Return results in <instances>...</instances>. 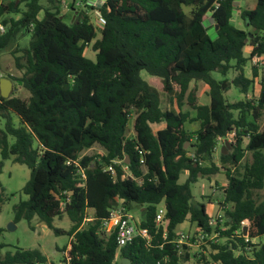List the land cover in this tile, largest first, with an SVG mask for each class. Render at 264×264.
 Segmentation results:
<instances>
[{"label":"trees","instance_id":"16d2710c","mask_svg":"<svg viewBox=\"0 0 264 264\" xmlns=\"http://www.w3.org/2000/svg\"><path fill=\"white\" fill-rule=\"evenodd\" d=\"M238 1L105 0L98 35L84 13L65 23L59 2L44 8L39 0H20L22 11L15 1L0 0L6 28L0 51L22 31L32 38L27 48L10 53L21 76L9 75L13 92L0 94V174L7 160L30 170L22 188L28 198L14 205V222L37 218L56 236L71 237L63 264H118L122 258L129 264H184L189 256L176 244L184 222L195 224L196 233L219 234L221 242L208 243L210 261L204 264H264V244L254 243L264 235V199L255 194L264 188V80L252 94L258 72L253 68L251 78L244 72L253 57L264 55V0L252 9L238 8ZM236 11L246 30L235 26ZM90 45L94 60L85 56ZM231 71L236 75L229 83L245 96L237 102L225 97L228 81L212 76ZM142 72L162 80L177 110H162L158 90ZM199 81L208 86L207 105L190 89ZM18 87L30 96H17ZM161 122L165 128L154 133L150 125ZM195 123L198 129H186ZM218 138L229 140L232 150L219 152L217 164ZM95 145L104 152L81 155ZM220 172L227 179L220 189L222 228L219 219L211 224L204 204L192 202L191 192L200 177ZM183 173L187 178L180 183ZM5 200L0 184V211ZM161 203L165 229L155 224ZM131 204L144 208L139 226L151 239L137 237L119 248L105 223L113 208L129 214ZM63 215L72 223L69 230L53 225ZM5 247L0 243V264H53L37 249L2 254Z\"/></svg>","mask_w":264,"mask_h":264},{"label":"rangeland","instance_id":"374dc122","mask_svg":"<svg viewBox=\"0 0 264 264\" xmlns=\"http://www.w3.org/2000/svg\"><path fill=\"white\" fill-rule=\"evenodd\" d=\"M15 1L17 3V6L20 4V0H3L4 3H9ZM59 2V9L60 13L63 14V20L67 24H71V11L70 10H63V5L66 4L69 8H72L74 10H78L79 6L78 4H81L84 2V0H39V3L44 8H52L53 2ZM240 3L241 8H251L255 4L256 0H240L238 1ZM55 3V4H56ZM58 5V3H57ZM25 4H20V10L24 11ZM10 14H6L4 17H9ZM13 17H18L17 14H11ZM1 19V18H0ZM1 21V20H0ZM93 23L95 24V27L97 29L98 35L100 33V27L99 24H97V19H92ZM235 26L239 29L246 30V26L243 23V21L239 18V15H237L234 18ZM31 34L26 33L25 31H22L18 34V36L10 43L9 47L0 51V73L4 75V77H8L10 70H15V63H14V57L10 54L11 52H15L16 50L27 48L29 46V43L31 41ZM15 47V49H14ZM15 50L11 51L10 50ZM246 56H249L247 53V50L245 51ZM85 56L94 60L95 59V52L92 50L91 45L87 48ZM258 71V77L255 79V91L252 92L256 93L259 89L258 83H260L261 80H264V67H262ZM252 71L253 67L251 66V62L248 63V65L245 67V74L248 78L252 77ZM15 75H19V71L16 69L14 72ZM144 80H146L152 87H154L156 90H158L160 94L161 99V106L165 109H171L176 108L175 100H173L172 105L170 102V97L165 92L162 91V80L157 79L154 77L149 76L146 72L141 73ZM236 72L231 71L226 77H223L222 75L218 73H212V76L215 79L218 80H227L228 83H225V87L223 89L226 99L229 102H237L241 99H243L245 96L233 85H231L229 82L235 77ZM17 86V85H16ZM190 89L196 90V97L197 102L199 104H208L209 103V97L207 96L208 86L204 82H192L190 84ZM13 92V90L10 92ZM15 94L21 98H27L30 96V94L18 87L17 92ZM251 91L249 92L248 97H250ZM183 110H189L187 105L183 107ZM192 115H195L194 111H191ZM13 122L16 126H19V118L17 115H13ZM132 122H133V116L130 121V126L128 130V135H132L133 129H132ZM261 129L264 128V111L262 118L259 122ZM0 127H4V121L0 119ZM190 127H193L192 124ZM229 141V140H228ZM13 142V140H11ZM188 146V144H187ZM225 146V144H222L220 148L217 150V161L219 160V152H221L222 147ZM232 150V147L230 146V149H228V152ZM103 153V149L95 145L92 149L84 151L81 155H99ZM251 155L248 153L246 155L245 160H249ZM1 160V157H0ZM245 162V161H244ZM243 162V163H244ZM30 177V170L27 168V166L19 164V163H13L12 160H7L4 162V166L2 169V173L0 174V184L4 188V196L6 200L1 206L0 211V243H3L6 245V247L2 250V254H4L7 251L15 252L16 250H29V249H37L40 252H42L49 260V262L53 264H63V252L62 250L67 247L70 244V237L68 235H61L56 236L52 230L47 228V226L40 222L37 218L33 219L31 223L27 222L26 220L22 219L19 222H14V211L13 207L16 205L20 200H27V196L22 193V188L26 184ZM187 178V175L183 173L180 177V183H184ZM227 184L226 175L223 172H220L218 174L212 175L210 177H200L197 181V183L193 184L191 186V192H192V202L193 203H202L204 204L206 208L207 214L212 218H224L225 213L221 210V207L219 205L220 202V194L219 189L224 187ZM216 189V191H215ZM257 197L264 199V188L261 191H258L255 193ZM120 205V203L118 202ZM141 208L136 204L130 205V215L134 217L135 220L139 221L142 219V212L140 210ZM13 224V228L9 229L10 225ZM53 225L57 228H61L63 230H69L72 226L71 221L66 215H63L60 218H55L53 221ZM220 227L224 226L223 221L219 225ZM196 231V225L190 224L188 222H184L183 224L179 225L176 229V232L180 235V233L192 235L193 232ZM221 242V240L219 241ZM254 243L264 244V235L257 238ZM188 249H182L183 255L185 252H187L189 259L184 264H204L205 261H210V254L208 252V249H210V246L207 242L202 243L203 246L207 247V250H204L201 248V246H195L191 243L185 244ZM201 254L203 256H201ZM203 258V259H202Z\"/></svg>","mask_w":264,"mask_h":264},{"label":"built area","instance_id":"2783aa9c","mask_svg":"<svg viewBox=\"0 0 264 264\" xmlns=\"http://www.w3.org/2000/svg\"><path fill=\"white\" fill-rule=\"evenodd\" d=\"M238 3L239 2H237V4ZM104 4H105V0H86L85 3L78 4V6L85 9H90L95 13H97L98 15V10L101 9L104 6ZM70 9L71 8H69L66 4L63 5V10H70ZM234 16L235 17L237 16V11L235 12ZM5 31L6 28L2 24H0V35L5 33ZM250 62L253 68H257L260 70L262 67H264V55L253 57ZM2 78H4V75L0 73V79ZM224 140H225L224 138H218L217 144L218 142H223ZM108 170L114 173V168L112 165L108 167ZM217 219H219V225L222 221L224 223V218L216 217L211 221V224L213 226H217ZM155 224L157 228H164V229L167 225L166 208L163 203L157 206V210L155 214ZM219 225L218 227H220ZM220 228H222V226ZM105 229L107 232L115 233L116 241L119 248L125 247L126 245L130 244L137 237H142L147 242H149L151 239L147 229L141 228L139 226V222H137L134 219V217L130 215V213L127 214L126 212H124V209L122 207H116L111 210L110 218L105 223ZM218 235L219 234L217 232L208 234L205 231H200L198 233H196L195 231L193 232L192 235L180 233L179 238L176 241V244L177 247L181 250V252L183 246L188 242L198 247L201 246L202 248L203 246L202 243L204 242L218 243L219 242L217 239ZM208 245L210 246V244Z\"/></svg>","mask_w":264,"mask_h":264},{"label":"crops","instance_id":"0c3cea01","mask_svg":"<svg viewBox=\"0 0 264 264\" xmlns=\"http://www.w3.org/2000/svg\"><path fill=\"white\" fill-rule=\"evenodd\" d=\"M2 2H3V0H1ZM85 1L86 0H84V2L83 3H85ZM240 1V0H239ZM4 3V2H3ZM256 3V2H255ZM255 5V4H254ZM254 5H253V7H254ZM237 7L238 8H240V9H243V8H241V6H240V3H238L237 4ZM253 7H251V8H249V9H252ZM70 11H71V15H70V19H71V22L73 23V22H75L79 17H81V14L82 13H84L85 15H87L88 17H89V19H90V22L95 26V24L93 23V21H92V19H97V24H99V27H100V29H102V23H101V21H100V19H99V17H98V15H97V13H95L94 11H92V10H90V9H85V8H82V7H80L79 6V8H78V10H74V9H70ZM63 13L61 12V15H62ZM19 16L20 15H18V17H13V16H9V17H12V18H14V19H18L19 18ZM62 17H63V15H62ZM1 20V19H0ZM244 23V22H243ZM1 24V23H0ZM14 49H15V47H14ZM10 50V52L11 51H15V50ZM247 50V53H248V55L250 54V52H251V50H252V47H250V46H247L245 49H244V55L246 56V51ZM17 56H19L20 54H16ZM256 70H257V68H255ZM16 71V67H15V70H10V73H9V75H11V76H14V72ZM258 71V70H257ZM246 75V74H245ZM16 77H20L21 76V72L19 71V75H15ZM258 77V76H257ZM2 79H9L8 77H4V78H2ZM2 79H0V81L2 80ZM256 79V78H255ZM10 80V79H9ZM11 81V80H10ZM12 82V81H11ZM258 86H259V83H258ZM20 88H22V87H20ZM23 89V88H22ZM12 90H13V82H12ZM256 89L254 88V91H255ZM259 90H260V86H259V89L257 90V92H259ZM256 92V93H257ZM28 98V97H27ZM209 103H210V100H209ZM208 103V104H209ZM204 105H207V104H204ZM188 107V106H187ZM161 108H162V106H161ZM189 108V107H188ZM171 109H174V108H171ZM171 109H165V110H171ZM162 110H164L163 108H162ZM185 111V110H184ZM187 111V110H186ZM190 125L191 124H186V129L187 130H189V131H195L196 129H198V126H199V124L198 123H195V124H192V126L193 127H190ZM151 126V129H152V131L154 132V133H156V132H158L159 130H162V129H164L165 128V126H166V124L164 123V122H161V123H156V124H151L150 125ZM132 134H133V132H132ZM222 144H225V140L223 141V142H218V144H217V150L220 148V146L222 145ZM187 146V145H186ZM92 149V148H91ZM90 150V149H89ZM217 150H216V153L214 154V161L218 164V161H217ZM222 150V149H221ZM104 152V151H103ZM215 191H216V189H215ZM217 192H219V194H220V196H221V194H222V192L220 191V189H219V191H217ZM141 210V212H143L144 211V208H141L140 209ZM137 221V220H136ZM141 220H139V221H137V222H140ZM72 240V238L70 237V241ZM254 242H255V240H254Z\"/></svg>","mask_w":264,"mask_h":264},{"label":"water","instance_id":"95a60500","mask_svg":"<svg viewBox=\"0 0 264 264\" xmlns=\"http://www.w3.org/2000/svg\"><path fill=\"white\" fill-rule=\"evenodd\" d=\"M17 6V3L16 5ZM225 87V83H223V89ZM12 91V82L9 79H2L0 81V94L3 98H8L10 96V92ZM187 147V146H186ZM228 149H230V145L228 141H225V146L222 147V154H227ZM125 163H129L128 157ZM13 228V224L10 225L9 229ZM118 264H129V260L122 258Z\"/></svg>","mask_w":264,"mask_h":264}]
</instances>
